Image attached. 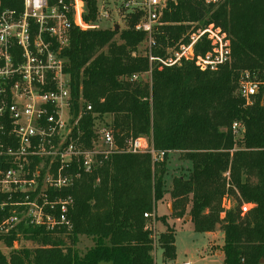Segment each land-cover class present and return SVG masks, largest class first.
<instances>
[{
    "label": "trees",
    "instance_id": "1",
    "mask_svg": "<svg viewBox=\"0 0 264 264\" xmlns=\"http://www.w3.org/2000/svg\"><path fill=\"white\" fill-rule=\"evenodd\" d=\"M0 8L21 10L22 4L1 0ZM96 12V0H85L84 20L94 21ZM137 20L130 15L122 30L72 29L61 56L74 115L79 98L91 105L79 122L82 140L89 146L96 137L95 120L110 116L117 150L99 154L93 170L65 190L72 196L68 225L48 231L21 223L0 234L7 247L20 239L33 243L8 255L0 252V264H154V248L161 250L163 262H170L175 229L168 219L183 216H189L197 233H222L224 264H259L264 256V0H178L163 13L168 24L155 35L163 47L187 42L190 26L185 22H195L193 29L213 23L228 33L230 61L216 71H201L190 61L163 67L132 55L144 40V33L134 30ZM208 48L204 39L195 47L202 53ZM244 72L259 83L251 105L238 93ZM233 122L242 127L236 139ZM140 136L165 151L162 160L122 151L126 139ZM168 151H179L190 163L188 175L174 176L170 189ZM7 166L0 161V168ZM167 193L171 211L158 216L157 203ZM243 203L252 206L241 214ZM11 209L7 206L0 216ZM144 213L163 230L149 228ZM81 236L92 241L82 254L76 247Z\"/></svg>",
    "mask_w": 264,
    "mask_h": 264
},
{
    "label": "built area",
    "instance_id": "2",
    "mask_svg": "<svg viewBox=\"0 0 264 264\" xmlns=\"http://www.w3.org/2000/svg\"><path fill=\"white\" fill-rule=\"evenodd\" d=\"M178 0H120L118 12L126 20L138 16L134 30L144 33L142 52L150 64L178 66L190 61L201 71H216L230 61L231 39L220 26L208 23L187 32L181 39L163 47L155 38L165 11ZM218 0H204L216 3ZM21 10L0 8V234L18 224L54 230L68 225L67 213L72 207L71 189L82 173H90L99 154L117 150L112 131L95 132L89 146L82 140L79 122L91 105L78 99V113L73 111L70 81L64 71L61 50L70 41L72 29H99L109 19L108 9L96 0V18L85 21V0H20ZM1 5V0H0ZM127 21V20H126ZM196 25V24H195ZM204 39L209 48L196 52ZM155 51H162L157 54ZM139 79V75H132ZM239 96L251 105L259 95V83L244 72L238 84ZM260 103H264L262 96ZM235 138L242 134L239 123L233 122ZM122 151L148 153L153 160H162L165 151L153 148L146 137L128 138ZM251 204H242L246 213ZM145 218L149 217L144 213Z\"/></svg>",
    "mask_w": 264,
    "mask_h": 264
},
{
    "label": "rangeland",
    "instance_id": "3",
    "mask_svg": "<svg viewBox=\"0 0 264 264\" xmlns=\"http://www.w3.org/2000/svg\"><path fill=\"white\" fill-rule=\"evenodd\" d=\"M120 0H99V6L103 7L105 9H108L110 12L109 19L102 21L99 28H112L115 29V26L118 25V28L115 30H122L127 27V19L125 20L120 13L118 12ZM168 24V23H166ZM195 22H185V25H189V29L187 32H189L194 26ZM165 25V24H164ZM144 44H140L138 46V50L142 52ZM141 77L144 79L148 78V74H142ZM94 130H100L102 128L111 129L110 123H111V117L110 116H104L102 119H97L94 122ZM235 138V137H234ZM236 139V138H235ZM233 151V150H231ZM179 151H168L167 157L165 160L166 167H167V173L165 175L166 183L171 181V179L174 176H184L186 177L188 175V172L190 170V163L189 161L181 158ZM227 174V173H225ZM169 196V195H168ZM170 200L169 203H171L170 197L168 198ZM226 206L229 205L226 201L223 202ZM171 211V210H170ZM167 209V215L170 213ZM163 213H165L164 208L159 204L157 206V215L161 216ZM144 217V216H143ZM145 218V217H144ZM146 224L149 228H151L154 231H162L163 227L160 225L159 222H155L152 215L145 218ZM168 222L170 224H174L175 229V246H176V258L174 264H182V262L193 260V256L198 254L202 250V248L205 246L207 242V236L204 234H200L194 231L193 225L190 222L189 216H183L179 220H170L168 219ZM156 235V233H155ZM214 239L216 242H213L212 251L215 252L216 249H218L219 245L218 243H222L223 240L218 236H215ZM92 245V241L86 237L81 236L79 237L78 243L76 245L78 251L82 254L88 247ZM21 247H33V243L30 241H26L24 239H20L19 241H15L11 247H7L1 240H0V252L8 255L10 251L14 250L15 248H21ZM156 247V246H155ZM154 248L152 251V255L154 257V262L156 264H161V258H160V249ZM157 251V253H156ZM193 254V255H192ZM100 264V263H98ZM101 264H111L110 262H102ZM155 264V263H154ZM264 264V263H262Z\"/></svg>",
    "mask_w": 264,
    "mask_h": 264
},
{
    "label": "crops",
    "instance_id": "4",
    "mask_svg": "<svg viewBox=\"0 0 264 264\" xmlns=\"http://www.w3.org/2000/svg\"><path fill=\"white\" fill-rule=\"evenodd\" d=\"M171 182H172V179H171V181L166 183L167 189H170ZM167 196H168V193L165 194L164 199L162 201L157 203V206L160 204L164 208L165 213H163L162 215H167V209H168V211L171 210V203H169L170 202L169 199L167 201ZM168 198H169V196H168ZM157 206H156V213H157ZM176 220H179V219H176ZM200 234H204L208 237L205 246L202 248V250L200 252H198L196 257H195V255L193 256V258H194L193 260L182 262V264H224L223 252L221 250L223 242L222 243L217 242V244L219 245L218 249H216L215 252L212 251L213 242L214 241L216 242L214 237L219 236L221 238V240H223L222 233L216 229L215 231L210 232V233H200ZM156 253H157V251H156ZM160 258H161V253H160ZM175 258H176V246H175ZM175 258L170 262H163L162 258H161V264H174ZM155 264H156V262H155Z\"/></svg>",
    "mask_w": 264,
    "mask_h": 264
},
{
    "label": "water",
    "instance_id": "5",
    "mask_svg": "<svg viewBox=\"0 0 264 264\" xmlns=\"http://www.w3.org/2000/svg\"><path fill=\"white\" fill-rule=\"evenodd\" d=\"M118 28V25L115 26V29ZM264 263V256H262L260 259H259V264H262Z\"/></svg>",
    "mask_w": 264,
    "mask_h": 264
}]
</instances>
